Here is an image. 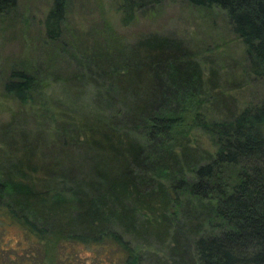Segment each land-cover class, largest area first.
Returning <instances> with one entry per match:
<instances>
[{
	"label": "trees",
	"instance_id": "16d2710c",
	"mask_svg": "<svg viewBox=\"0 0 264 264\" xmlns=\"http://www.w3.org/2000/svg\"><path fill=\"white\" fill-rule=\"evenodd\" d=\"M52 1L42 24L59 47L72 3ZM164 1L115 10L127 27ZM186 1L226 15L246 77L264 81V0ZM18 8L0 0V20ZM97 43L84 69L55 76L74 101L86 81L105 86L88 114L57 118L60 147L42 154L40 139L2 127L0 264H145L149 254L152 264H264V98L238 105L220 71L207 74L173 35ZM45 66L13 69L7 95L36 101Z\"/></svg>",
	"mask_w": 264,
	"mask_h": 264
},
{
	"label": "rangeland",
	"instance_id": "374dc122",
	"mask_svg": "<svg viewBox=\"0 0 264 264\" xmlns=\"http://www.w3.org/2000/svg\"><path fill=\"white\" fill-rule=\"evenodd\" d=\"M70 1V28L65 32L63 46L51 47L46 43L42 23L52 0H19L18 11L0 20V147L3 143L1 130L6 125H13L18 133H26L31 143L36 137L40 139L42 154H50L60 147L55 132L57 118L66 113L77 116L91 112L99 89L105 86L102 80L88 84L86 81L85 87L80 89L81 96L74 101L69 89L57 83L55 76L66 77L69 73L79 72L83 68L80 60L88 59L101 38L128 45L149 33L176 36L197 51L207 74L210 68L220 71V81L227 85V92L235 96L238 105L243 107L264 98V81L246 77L244 47L236 41L221 10L202 12L188 6L186 0H166L158 9L140 14L136 22L124 27L120 13L115 10L116 0ZM25 64L33 65L37 70L38 66L49 65V70L44 76L42 91L37 93L41 97L35 95L36 101L21 105L8 96L4 88L10 72ZM192 136L196 144L209 148V139L200 130ZM145 258V264L155 261L152 254Z\"/></svg>",
	"mask_w": 264,
	"mask_h": 264
}]
</instances>
